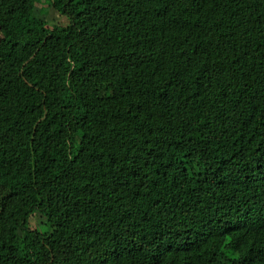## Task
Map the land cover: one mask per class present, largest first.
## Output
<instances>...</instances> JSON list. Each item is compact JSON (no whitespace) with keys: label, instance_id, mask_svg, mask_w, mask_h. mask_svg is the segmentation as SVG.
<instances>
[{"label":"trees","instance_id":"1","mask_svg":"<svg viewBox=\"0 0 264 264\" xmlns=\"http://www.w3.org/2000/svg\"><path fill=\"white\" fill-rule=\"evenodd\" d=\"M8 46L0 264H264V0H0Z\"/></svg>","mask_w":264,"mask_h":264},{"label":"rangeland","instance_id":"2","mask_svg":"<svg viewBox=\"0 0 264 264\" xmlns=\"http://www.w3.org/2000/svg\"><path fill=\"white\" fill-rule=\"evenodd\" d=\"M54 7H55L54 16L52 17V16L48 15L47 18H45V20L48 24L52 23V21H53L54 24L62 26V23H64V20L62 19L61 14L58 11L59 8L56 6H54ZM0 57L2 60V64H0V78H1V76L4 73L11 71L14 67L18 66L20 63V60L14 54L13 49L9 46L0 50ZM76 77H79V76H76ZM80 80H81L80 82H82L83 87L89 86L93 83V78L88 79L91 83L87 79L85 80L83 78V76L80 78ZM95 80L98 81L99 78H96ZM153 195H154L153 193H150L148 195V198L150 199L151 197H153ZM10 204H11V199H10L9 195L4 193L3 190H0V211L7 210ZM35 219H37V218H35ZM35 224H36L35 220L30 221V227H34ZM38 229L42 232H45L48 230L44 223L42 225H40L38 227ZM68 260H69V250L65 246L62 249H60V251H58L57 253H55L52 256L51 264H68L67 263Z\"/></svg>","mask_w":264,"mask_h":264}]
</instances>
